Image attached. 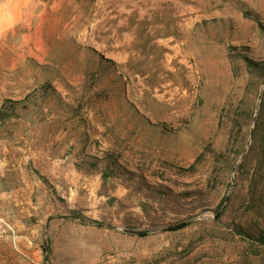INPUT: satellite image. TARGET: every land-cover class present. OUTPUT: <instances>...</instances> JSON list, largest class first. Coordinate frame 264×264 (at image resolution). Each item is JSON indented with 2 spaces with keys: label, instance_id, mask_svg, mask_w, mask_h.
Listing matches in <instances>:
<instances>
[{
  "label": "rangeland",
  "instance_id": "374dc122",
  "mask_svg": "<svg viewBox=\"0 0 264 264\" xmlns=\"http://www.w3.org/2000/svg\"><path fill=\"white\" fill-rule=\"evenodd\" d=\"M30 20L0 48V264H264V225L235 181L264 94V0H50ZM52 100L82 128L129 106L138 144H105L97 192L74 200L32 155V202L17 204L15 144L55 140Z\"/></svg>",
  "mask_w": 264,
  "mask_h": 264
},
{
  "label": "crops",
  "instance_id": "0c3cea01",
  "mask_svg": "<svg viewBox=\"0 0 264 264\" xmlns=\"http://www.w3.org/2000/svg\"><path fill=\"white\" fill-rule=\"evenodd\" d=\"M49 2L50 0H0V48L5 47L7 37L14 33L18 24L29 23L38 13L46 11ZM52 102L54 107L43 108L45 116L42 120L47 125L54 126L49 136L55 140L44 142L39 151H36L37 154L32 151L29 155H24L28 153L24 147L27 146L25 140V144H15L11 169L14 170V175L8 179V183L12 187V199L17 204L32 202L33 191L29 189L32 175L27 168L32 155V169L45 177L58 193L74 200L78 193L97 192L101 184V173L90 167H97L99 154L103 153L105 144L110 141L112 147L117 149L120 140L124 138L138 144L141 130L137 121L141 117L129 106L111 108L114 121L110 124L112 127H107L105 123L100 127L87 123L86 128H82L77 108L59 106L55 104V100ZM25 124L27 127L28 123ZM20 209L19 205L16 206L15 214Z\"/></svg>",
  "mask_w": 264,
  "mask_h": 264
},
{
  "label": "trees",
  "instance_id": "16d2710c",
  "mask_svg": "<svg viewBox=\"0 0 264 264\" xmlns=\"http://www.w3.org/2000/svg\"><path fill=\"white\" fill-rule=\"evenodd\" d=\"M248 64H253L246 58ZM260 65V63H254ZM252 128L248 132V146L244 151V145L239 151V162L236 165L235 181L242 186H246V192L242 197L244 213L253 215L261 225H264V94L261 98V104L258 113L253 117L249 115ZM238 197L223 196L215 208V218L221 217L229 208H233ZM185 223H179L167 230H177L184 227ZM244 231V230H243ZM244 236L252 235L251 232L244 231ZM256 238L264 240V231H258Z\"/></svg>",
  "mask_w": 264,
  "mask_h": 264
}]
</instances>
